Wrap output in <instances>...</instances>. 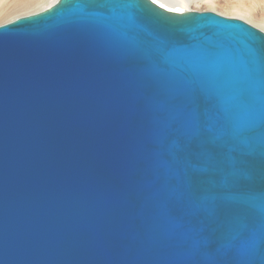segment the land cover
<instances>
[{
    "label": "water",
    "instance_id": "95a60500",
    "mask_svg": "<svg viewBox=\"0 0 264 264\" xmlns=\"http://www.w3.org/2000/svg\"><path fill=\"white\" fill-rule=\"evenodd\" d=\"M114 15L111 29L96 23ZM195 46L260 60L264 31L154 0H56L0 23V264H224L239 253L215 240L239 209L264 244L258 213L237 202L264 191V155L248 133L252 149L194 139L201 154L187 174L208 206L185 202L180 228L165 215L184 189L169 173L161 195L155 179L152 89L160 50Z\"/></svg>",
    "mask_w": 264,
    "mask_h": 264
},
{
    "label": "snow or ice",
    "instance_id": "6c2138e0",
    "mask_svg": "<svg viewBox=\"0 0 264 264\" xmlns=\"http://www.w3.org/2000/svg\"><path fill=\"white\" fill-rule=\"evenodd\" d=\"M116 9L127 7L132 0H105ZM115 11V9H114ZM113 17H104L96 23L113 28ZM123 18V17H119ZM129 21L131 17H128ZM162 67L156 69L158 80L152 95L159 98V109L154 117L156 139V182L161 185V195L167 186V175L175 172L178 184L184 189L180 199L169 200L165 215L176 228L182 225L177 218L185 214V202L207 207V198L200 196V185L187 174L189 157L200 155L192 141L203 145L206 139L213 142L227 137L218 148L235 151L238 144L252 149L246 133L251 134L264 155V58L245 60L227 53L195 46L188 50H160ZM221 132L217 134V129ZM185 140V156L180 159L177 148ZM183 170L184 175H180ZM238 203H246L254 209L264 236V191L254 197H241ZM246 209H239L227 223L215 243L220 248L235 249L239 258L226 260L224 264H264V244L257 243L256 235L247 233V225L238 223ZM233 221L236 226L233 227ZM201 241H193L200 247ZM208 244V241H204Z\"/></svg>",
    "mask_w": 264,
    "mask_h": 264
},
{
    "label": "rangeland",
    "instance_id": "374dc122",
    "mask_svg": "<svg viewBox=\"0 0 264 264\" xmlns=\"http://www.w3.org/2000/svg\"><path fill=\"white\" fill-rule=\"evenodd\" d=\"M16 1L18 2L20 0H0V10L1 9L11 10L12 8H14L15 4L17 3ZM34 1L35 0H27L26 2L27 3H33ZM154 1H156V0H154ZM160 1L161 0H159V1L157 0L156 2L159 3ZM172 1L173 2L175 1V3L178 4V6L179 5L183 6L182 3L180 4L179 2H177L179 0H172ZM7 2H8V4H7ZM36 8H37V6L25 9L23 12L21 11V14L24 15V14H26V13H28V12L36 9ZM188 9L189 10H213L217 13H220V14H223L226 16H231V15H236V14L240 15V17L247 16L251 19L252 22H256V23H258L257 20L262 21V22L264 21V0H214L213 2H209L208 0H191L188 3ZM8 17H13V16L11 15ZM233 17H236V16H233ZM3 19L5 20L6 17L0 18V23L6 22ZM242 19L245 20L244 18H242ZM259 19H261V20H259ZM245 21H247V20H245ZM247 22H249V21H247ZM250 24H252L258 28L261 27V26L259 27V26L255 25L251 22H250ZM260 29L262 30V28H260Z\"/></svg>",
    "mask_w": 264,
    "mask_h": 264
},
{
    "label": "bare ground",
    "instance_id": "6f19581e",
    "mask_svg": "<svg viewBox=\"0 0 264 264\" xmlns=\"http://www.w3.org/2000/svg\"><path fill=\"white\" fill-rule=\"evenodd\" d=\"M27 0H20V1H16L17 3L15 4L14 8H12L11 10H6V9H1L0 10V18H4L6 17V19L4 21H9V20H12L14 18H16L17 16H20L22 15L21 14V11L23 12L25 9H28V8H31V7H34V6H37L36 9L28 12V13H33V12H37L39 10H42L44 8H46L47 6L53 4L56 0H35L33 3H27L26 2ZM157 1V0H156ZM159 1V0H158ZM189 1L191 0H179L177 2H179L180 4L182 3L183 6H178V4L175 3V1L173 2L172 0H161L159 3L168 8V9H171V10H176V11H185V10H189L188 9V3ZM209 2H213L214 0H208ZM13 3V2H12ZM8 4V2H7ZM6 5V4H5ZM14 5V4H13ZM7 8V7H6ZM26 13V14H28ZM13 16V17H8V16ZM232 17L233 16H236V17H239V18H244L245 20L249 21V23H253L257 26H261L260 28H262V30H264V21H258L257 22L259 23H256V22H252L251 19L247 16H244V17H240V15H231ZM8 17V18H7ZM261 20V19H259Z\"/></svg>",
    "mask_w": 264,
    "mask_h": 264
}]
</instances>
